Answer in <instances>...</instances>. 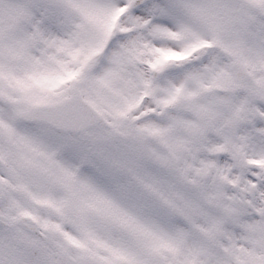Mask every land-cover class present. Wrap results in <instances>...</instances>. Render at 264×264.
<instances>
[{
    "label": "snow or ice",
    "instance_id": "obj_1",
    "mask_svg": "<svg viewBox=\"0 0 264 264\" xmlns=\"http://www.w3.org/2000/svg\"><path fill=\"white\" fill-rule=\"evenodd\" d=\"M0 264H264V0H0Z\"/></svg>",
    "mask_w": 264,
    "mask_h": 264
}]
</instances>
